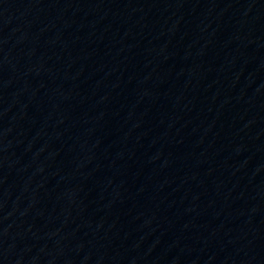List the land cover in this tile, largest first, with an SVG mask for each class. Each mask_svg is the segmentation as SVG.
<instances>
[{
    "label": "water",
    "instance_id": "obj_1",
    "mask_svg": "<svg viewBox=\"0 0 264 264\" xmlns=\"http://www.w3.org/2000/svg\"><path fill=\"white\" fill-rule=\"evenodd\" d=\"M0 264H264V0H0Z\"/></svg>",
    "mask_w": 264,
    "mask_h": 264
}]
</instances>
